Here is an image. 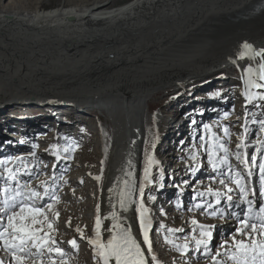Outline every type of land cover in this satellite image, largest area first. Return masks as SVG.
I'll list each match as a JSON object with an SVG mask.
<instances>
[{
  "label": "bare ground",
  "instance_id": "1",
  "mask_svg": "<svg viewBox=\"0 0 264 264\" xmlns=\"http://www.w3.org/2000/svg\"><path fill=\"white\" fill-rule=\"evenodd\" d=\"M13 1L18 4L23 3V0H10ZM110 3L111 0H91L88 5L73 7L59 5L51 9H43L41 6L18 10H12L9 6L8 9L2 7L4 10L0 11V48L2 49L0 50V129L8 122L17 130V124L12 123L16 121L7 120L10 117L8 113H15L22 108L40 114L45 113V116L40 117V123L44 121L46 122L42 124L46 125L57 123L58 129L66 123L59 119L79 116L69 123L73 124L70 128L73 129L76 123L80 124L82 114L94 112L99 105V113L109 120L105 126H101L102 140L101 142L98 140L96 145L99 155L94 152L97 157L92 154L90 160L82 157L78 164L74 163L69 168L66 176L60 181L61 189L57 193L60 201L54 204L53 210L47 215L52 217L53 212H58L59 219L54 218L57 229L62 228L72 234L71 226L74 224L71 223L77 221L86 224L88 219L84 214L92 210L97 215L99 205V215L102 220L101 242L106 243L112 235L106 229L110 228L114 221L105 217L109 216L114 210L113 205H116L115 210L123 218L120 223L125 227H131L133 235L141 242L145 256L151 264V258L142 243L140 233L138 192H133L132 200L136 202L130 204L126 212L119 208L118 193L124 187L121 181L128 179L125 171L133 173L131 179L138 186L142 172V155L151 135L154 145H157L154 159L161 162V158L166 156L163 159L166 162L164 170L157 173L159 177L164 176L167 164L173 162L169 158L173 154L167 152L180 150L181 141L184 138L187 141L196 137L197 127L207 122L208 110L204 109V119L200 121L192 104L200 101L201 98L197 94L205 93L202 92L201 87L211 84L216 71L235 67L239 72L238 78L243 81L250 78L264 84V81L259 80L257 71L264 58L256 57L258 58L256 61V58L252 59L247 55L243 58L240 56L244 51L242 46L245 43L251 45L253 51L264 50V6L262 7L264 0H131L121 6L109 8ZM245 58L249 59V62L240 66V61ZM249 68L254 71L250 76H246V70ZM177 87H180V92L164 100L166 102L164 110L168 115L164 118L160 115L155 116L160 128L158 126L157 130H154L150 122L152 117L148 115V98L162 89ZM245 88L248 89L246 92L256 94L258 91H264V88L258 89L248 85ZM250 89L252 90L249 91ZM244 93L245 91L241 96L248 105L259 99L257 95V98L249 102ZM34 103L46 106L33 108L31 105ZM81 107L82 110H79L78 108ZM186 112L190 113L187 115ZM191 120L193 123L190 122ZM24 123L25 127L19 129L18 135L14 136L13 142L16 145L4 138L3 141L7 144L0 147V158L3 156L9 158L17 152L11 160L12 163L15 161L12 169L21 158L33 164L41 158L54 157L53 149L58 153L61 152L59 145L53 147L54 135L49 134L38 139L45 143L43 147L36 148L34 155L29 153L28 147L31 145L26 146L23 142L29 143L25 134H28L32 124L27 119ZM98 127L93 125L94 140L99 136ZM106 128L112 129L107 136ZM155 133H158V138ZM3 135L9 136L0 131V139ZM177 142L181 143L177 145ZM176 155L178 153L175 157ZM103 161H106V164L102 170V181L101 178L99 179L101 182L99 191H96L95 182L98 180L95 177H98V172L100 177ZM238 164V161H233L232 165L235 166L233 169H237ZM45 165L37 169L33 167L32 176L22 175L19 178L31 181L32 187H36L42 181H47L53 187L57 183V174L54 173L53 179L45 178L44 174L47 170ZM58 166L65 167V164L59 162L56 164V169ZM251 170L254 173L253 168ZM202 173L211 176L210 172H204L203 169L199 171V174ZM38 174L41 178L33 182L31 178L34 179V175ZM3 175L8 176L6 173ZM246 179L249 183L252 175ZM5 181L0 179V183ZM212 181L210 178V184ZM178 185L177 189L165 187L167 189L165 192L170 197H174L175 191L179 192L178 189L186 186L184 181H179ZM215 186L218 191H225L224 186L219 182ZM231 187L235 189L236 186L231 185ZM110 189L113 191L110 192ZM86 190L92 191L94 195H87ZM184 193L182 202L187 198V192ZM229 195L240 198L238 191ZM84 200L85 203H81ZM170 203L175 207L174 201ZM215 203L214 197L212 209L216 211L223 208L226 216L233 212L241 214L240 211L247 208L244 204L231 207L224 197H221L220 207H215ZM143 205L149 211L147 204L143 203ZM171 205L162 208L161 212H156V216L166 217V211L172 207ZM184 205L183 203L182 206ZM194 205L191 208L193 210L182 217L185 220L184 224L197 221L202 215L203 219L208 218L204 214H198L197 211L203 209L194 208ZM230 207L231 210L228 211ZM258 209L259 207L254 211ZM184 213L174 214L171 217L174 220L168 222L161 220L158 226L166 223L174 224ZM216 213V216H212L214 221L206 220L200 223L212 226L213 239L215 237L219 239L214 243L218 247L215 251H224L219 245L232 244L233 237L237 240L245 239V243L250 242L251 237L238 236L236 232L231 237L225 236L233 227V223L237 225L235 224L237 221L223 220L219 217V212ZM146 215L152 225L155 216L149 213ZM91 219L93 218L89 220ZM70 220L72 222L69 226ZM93 224L92 222V226ZM92 229L91 226H86L83 234L88 236ZM179 229H183L181 235L191 236L192 234L187 233L192 232L193 224L191 223L188 229L181 225ZM45 231H48L46 227ZM49 234H54L55 241L61 245L58 241L60 238L58 233L52 230ZM88 237L92 238V235ZM254 238L262 240L264 235L256 234ZM192 247L188 245V248L184 249L186 255L182 256V259L185 260V264H191L199 258L201 261V258L206 257H201V252L193 256L197 251ZM234 248L235 245L232 244L228 250L232 251ZM72 257L70 261L76 263L85 256L81 253ZM0 259L7 261V264H15L3 251H0ZM176 260L177 258L168 259L167 264ZM25 264L32 262L26 260ZM43 264H51V261H44ZM110 264H115V261H110ZM203 264H213V262L208 259Z\"/></svg>",
  "mask_w": 264,
  "mask_h": 264
},
{
  "label": "rangeland",
  "instance_id": "2",
  "mask_svg": "<svg viewBox=\"0 0 264 264\" xmlns=\"http://www.w3.org/2000/svg\"><path fill=\"white\" fill-rule=\"evenodd\" d=\"M131 0H111V3L109 5V8H114L121 6L125 3H128ZM14 2V3H13ZM10 2V0H0V11L4 8L8 9L9 8L12 10H18L19 8H25V9H33L36 6H41L43 9H51L58 7L59 5H65L68 7H73L76 5H88L91 3V0H23V3H16V1ZM7 6V7H6ZM4 7V8H2ZM0 50H2L0 48ZM264 52V50H262ZM264 58V57H262ZM258 61V58L255 59ZM249 62V59L245 58L242 61H240L239 65H244ZM240 65V66H241ZM228 68V67H226ZM222 69L219 71H216L215 75L212 77L213 80H211L210 85H206L205 87H201V90L203 89L201 93L197 94L201 99L198 103H193L192 106H194L193 109L197 112L198 116L197 119H204V109L206 108L209 112L207 118V122L204 124H200L197 127V133L196 137H193L192 139H189L186 141L182 140V148L180 150H175V151H168L167 153L173 154L169 158L173 160V162H169L167 164V168L165 171L164 176L159 177L157 173L162 172L166 166V162L163 161L164 158H161V162L158 161V164L151 168V184H145L144 183V168H145V153H150L153 158H154V152L157 148V145L153 147L154 140L152 136L150 135V138L148 139L146 143V148L144 149V154L142 155V162H141V167H142V172H141V177L138 181V186L139 187L141 184H144V194L142 197V202L147 204V207L149 208V215H153V223L149 229V236L152 241V248H153V254L157 257V260L159 264H167L168 259L171 258H177L176 261H173L171 264H185V260L182 259L181 252L176 251L171 244L165 243L166 238H170L172 241H174L175 244L178 245H183V244H188L189 246H193L192 248L195 247V242L193 237L198 236V232L194 231L196 228V225H193L192 232H189L187 234L191 236H186L181 235V232H176L174 234L168 233L167 229H179L181 225H184L186 229H188L191 226L190 222H187L184 224V221L182 217L184 218L186 213H190L189 209L192 208L193 204H203L205 207L202 208L203 210H198V214H204L208 218L204 219L199 218L197 220L198 224L205 222L206 220H213L214 217L210 216L209 214L214 211L212 208H208L209 204L214 203V197L208 193L209 189H212L213 191H217V187L215 186L219 180L225 179L228 175H232V172L228 170V166L225 165H220V171L219 172H213L211 164H209V156L207 149L211 145L213 150L216 153V159L219 160L221 157L224 156V153L222 150L216 148L217 143H223L225 144L230 153H236V152H242L247 156L246 158L254 159L255 164L251 166V168L256 169L258 166L261 164H264V131L261 130L262 128V122H264V100L258 99L253 101L251 104L246 106L245 104L242 105L243 98L242 94L243 92L247 91L248 89L245 88V80L243 81L242 79L238 78L239 72L235 67L228 68L227 70ZM197 84V83H195ZM251 90V89H250ZM176 92H180V87L177 88H167V89H162L158 91L157 94H155L152 97L148 98V115L152 117L150 119L151 122V128L154 130H157V127L159 126L160 128V123L157 124L155 121V116L160 115L161 118H164L166 115H168L164 108L166 107V98H169L171 95H173ZM198 93V90L196 91ZM257 95H264V91H258ZM241 96V97H240ZM150 100V101H149ZM263 102V103H262ZM84 105V104H83ZM33 108L35 107H41V106H46L43 104H32L31 105ZM82 106V105H78ZM204 107V108H203ZM99 105L96 106V109L92 113H87V114H82L80 117L81 121L80 124L76 123L75 126H73V129H70L73 124H69L72 122L74 118H78L79 116H74L72 119H59L62 121H65L66 123L62 124L59 129H58V124L56 123H48L49 125L42 124L44 122L40 123V117L45 116V113L41 112V114L37 111L31 110L26 108H22L17 110L15 113H8L10 117L7 119H12V122L14 124H17V130L14 129L13 125H9L7 122V125H4L0 129L1 133L7 134L9 136H4L3 138L0 139V147L5 146L7 144L6 142L3 141L4 138H7L8 142H13L15 140L14 136L18 135V131L21 128H24V120L26 122V119L29 123L32 124V127L30 130L27 132L28 134H25L28 136L27 140L29 143L23 142L26 146L31 145V147H28V152L29 153H34L36 148H41L43 147V144H45L42 141H39V138H42L44 135H49L52 134L53 136V147H57L59 145L61 147V152L58 153V151H55L56 154H60V159L57 160V155L53 154L54 157L51 158H41L38 161H42V163L39 164V167H43L46 162L47 170L44 174L45 178L48 179H53L54 173L57 174L56 181L57 183L53 186L56 187L57 191L56 194L59 192L61 189L60 187V181L66 176L67 171L69 168L74 164V163H79L82 157H84L87 160H90V157H92V154L97 157L99 155V150L96 149L97 141L101 142L102 140V127L105 126L106 122H109V120H106V117L104 118L100 113H99ZM199 108V109H198ZM79 110H82L81 108H78ZM235 109V110H234ZM87 112V110H84ZM23 112V114H20ZM26 113V114H24ZM38 113V114H37ZM190 112H186L188 115ZM185 114V115H186ZM25 117V118H24ZM23 118V119H22ZM102 121H101V120ZM100 120V121H99ZM235 120V121H234ZM20 121V122H19ZM49 120H47L48 122ZM33 122V123H32ZM180 120L178 121V123ZM193 123V121H190ZM38 123V125H37ZM212 123L211 125H209ZM30 124V125H31ZM97 125L98 130H99V136L97 140L93 138V125ZM100 124V125H99ZM77 127V129H75ZM5 128V129H4ZM78 128H81V130H78ZM211 129V132L208 131V129ZM227 128L229 130V133L231 134L230 136H225L224 134V129ZM3 130V131H2ZM50 131V132H49ZM112 131L111 128H106L105 130V135L107 136L110 132ZM38 132V133H37ZM107 133V134H106ZM40 135V136H39ZM57 135V136H56ZM59 135V136H58ZM156 138H158V133H155ZM35 138V139H34ZM160 139V138H159ZM162 139V137H161ZM26 140V139H25ZM34 140V141H33ZM20 142V141H19ZM181 142H177V145L180 144ZM14 143V142H13ZM18 143V142H17ZM243 143L244 147L238 148L237 145ZM39 144V145H38ZM16 143H14V146ZM33 145L36 147L33 148ZM110 147V144H109ZM65 148H71L74 149L72 151L65 152L63 149ZM97 150V152H96ZM97 153L96 154H94ZM207 152V154H206ZM178 153V155L175 154ZM17 154L15 152L13 155H11L9 158L8 157H1L0 159H6L11 161L14 158V155ZM195 154L196 155V160H192L189 157ZM52 155V156H53ZM260 156V157H259ZM234 155H229L228 160H229V165L233 169L235 166H233V161H236ZM160 160V159H159ZM27 164H20V160L18 164L14 167L16 169L19 167L21 171L26 167L33 168L35 167L36 169L39 167H36L37 162L31 164L30 161L26 160ZM65 164V167H60L56 169V164L58 163ZM15 163V161H14ZM12 162H10L7 167L11 168L13 167ZM171 163V164H170ZM193 163V164H191ZM106 161L102 163L101 166V171H100V181H102V170L105 168ZM191 164L188 169L187 166ZM205 164V165H204ZM55 166V167H54ZM68 167V168H66ZM177 169H173V168ZM183 167V168H182ZM243 168L242 165L237 166V169H234L235 171H240ZM179 169V170H178ZM204 172H210L211 176L204 175V173L199 174V171L202 170ZM190 170V173H189ZM159 171V172H158ZM44 172V170H43ZM175 174H174V173ZM210 173H205V174H210ZM8 175V173H6ZM99 177V172L97 173ZM35 178H31L33 182L35 180H39L41 178V175H34ZM210 178L213 180L212 183L210 184L209 180ZM247 178V177H246ZM22 180V178H20ZM247 180V179H246ZM22 181H27L22 180ZM179 181H184L186 186L184 185V188L178 189L179 192L175 191L174 197H170L168 193L165 191L167 190L166 188L170 187H175L177 189L179 187L178 183ZM31 182V181H29ZM253 184H252V183ZM5 184L9 183L8 181L4 182ZM4 183H0V190L3 189L5 186ZM101 182L96 181L95 182V190L99 191ZM176 185V186H175ZM250 189L256 193V195H249V199L253 200V205L252 207L254 210L256 208H260L263 206L262 200H260V194L258 193V190L261 187V175L259 172L256 170L254 171L252 175V179H250V182L248 183ZM13 187H15V184H12ZM231 187V184L229 185ZM166 187V188H165ZM255 187V188H254ZM215 188V189H214ZM166 189V190H165ZM172 189V190H173ZM189 190V191H188ZM161 191V194H160ZM184 191L187 192V198L185 202H182V198L184 196ZM87 195H94L92 191L86 190ZM159 193V194H158ZM193 193H198L200 195L201 193H204L203 196L200 195V197L194 196ZM137 201L138 205L141 202V198L139 197V194L137 195ZM174 201V206L171 205L170 202ZM181 202V204H180ZM81 203H85L84 201H81ZM185 204L182 206V204ZM169 205L172 207L168 208V211H166L167 216L166 217H157L156 212H161L163 211L162 208H166ZM221 203L218 205L215 203V207H220ZM90 207V206H89ZM139 207V206H138ZM91 208V207H90ZM245 208V207H244ZM179 209V210H178ZM205 209L208 211V214H206ZM223 210V208H221ZM221 209L216 210L219 212ZM231 210V207L229 208L228 211ZM244 210V209H243ZM75 212V211H74ZM77 212V211H76ZM75 212V213H76ZM182 212H185L182 214V216L176 221L174 224L173 223H166L161 226L160 221L164 220L165 222H168L171 219V217L174 214H181ZM242 213V210L240 211ZM77 213H80L79 211ZM224 213V210H223ZM94 212L92 210H89L87 213L84 214V217L88 219L87 223L84 224V222L81 223H71L74 224L73 229L71 230L72 234L64 231L62 228L56 227L55 223H53V231L59 234V247L62 250H65L70 253V257L73 256L75 257L78 254H83L85 257L83 259L78 260V262L74 263L68 260V264H100L98 260L94 261L93 258V253H94V247L88 243L89 239L93 238V229L95 227L96 223V216L94 217ZM237 215L235 212H233L231 215L226 216L224 213L223 216H220L221 219L225 220H236ZM223 217V218H222ZM90 218L91 221L89 220ZM59 219V218H58ZM90 221V222H89ZM237 221V220H236ZM72 222V220H70ZM92 222L94 223L92 226ZM179 223H181L179 226H177ZM69 224V223H68ZM70 224V225H71ZM237 224V223H235ZM165 225V226H164ZM86 226H91L93 229L89 233L88 236L92 235V238L88 237L86 234H83V239L80 236V233L76 231V228L79 227L80 229L83 230L84 233V228L86 229ZM236 226L233 223V227H231L230 231H228L225 236L231 237L236 231ZM46 227V226H45ZM56 237L54 234H51ZM213 235V233H212ZM142 237V236H141ZM76 240L78 249H71V245L69 244V241ZM219 241L216 237L213 239L212 244L210 245L211 250L214 251L218 248L216 245H214L215 242ZM194 242L193 244H190ZM79 246H83L82 248ZM144 247L147 250V247L144 245ZM198 252H194L193 256H196ZM45 255H48L45 253ZM53 258L59 261V257L56 256L55 252L51 254ZM205 256V255H200ZM72 257V258H73ZM150 257V256H149ZM209 258L206 256L205 258H200L197 259V261H192L191 264H203L205 263ZM50 261V260H49ZM151 264L153 262L151 261Z\"/></svg>",
  "mask_w": 264,
  "mask_h": 264
},
{
  "label": "snow or ice",
  "instance_id": "3",
  "mask_svg": "<svg viewBox=\"0 0 264 264\" xmlns=\"http://www.w3.org/2000/svg\"><path fill=\"white\" fill-rule=\"evenodd\" d=\"M244 51L240 53V56H249L252 59L256 57H264V52L253 51L252 46L245 43L243 46ZM253 69L246 70L245 75L250 76L253 73ZM259 80L264 81V62L260 63ZM246 85L255 88H264V84L253 81L250 78L246 79ZM249 102L254 98H257L256 93L245 92L244 93ZM260 100H264V95H259ZM262 131H264V122H262ZM211 132V129H208ZM225 136H230L229 130L225 128ZM36 146L33 145V148ZM153 147L155 145L153 144ZM238 148L244 147L243 143L237 145ZM216 148L223 151L224 156L219 160L216 159V153L210 145L207 149L209 156V164H211L213 172L220 171V165L228 166V170L232 172V175L227 176V180L221 179L219 183L224 186L225 191H213L208 190V193L216 198V204L221 203V197H224L231 207H239L241 204L247 205V208L242 210L241 214H237V226L236 235L243 236L245 238L251 237L250 242L245 243V239L232 238V244L235 245L234 250L229 251L232 244L221 243L220 249L224 251H213L210 248L211 241L213 239L211 228L212 226L198 224L193 220L191 223L196 225L194 231L198 232L197 237H193L195 242L194 251L201 252L202 255L207 256L212 260L213 264H264V239L256 240L254 237L256 234L264 235V207H260L258 211L253 210V200L249 199V195H256L249 187L246 180V176L253 175L251 166L255 164L254 159L246 158L242 152L230 153L228 147L223 143H217ZM74 149L65 148L63 151L68 152ZM53 154H56L55 149L52 150ZM34 155V153H33ZM57 155V160L60 156ZM234 155L235 160L239 162V165H243L240 171H235L229 165L228 157ZM264 155V153H262ZM192 160H196V155L192 154L190 157ZM145 168H144V183L151 184V168L153 165L158 164L150 153H145ZM11 161L6 159H0V179H5L9 183L5 184L2 190H0V251L6 253L15 264H25L26 260H31L32 264H43L44 261H51V264H68L70 259V253L62 250L53 235L49 233L53 230L54 218H58L59 213L53 212L52 217L47 215L54 208V204H58L60 197L56 194V187L49 185L47 181H42L36 187H32L29 181H22L19 177L22 175L32 176L33 171L31 168L25 166L23 171L19 167L11 169L7 165ZM42 161H37L36 167ZM20 164H27V161L21 158ZM46 166V165H45ZM55 167V166H54ZM131 167V162H129ZM261 174H264V164L259 166ZM3 173H8V176H4ZM125 176L128 179H123L121 182L123 188L118 193L119 195V208L121 211L126 212L128 206L136 201L132 200L133 192H138L141 202L137 211L139 212V226L140 233L142 234V243L147 247V253L151 258L153 264H159L157 257L153 254L152 241L149 236V229L151 227V221L147 218L148 209L144 207L142 197L144 194V184H141L138 188L135 182L131 179L133 173L131 171H125ZM264 178V175H262ZM99 180L100 177H95ZM15 184V187L12 184ZM235 185V189L229 185ZM39 189H42L40 191ZM113 191L112 189L109 190ZM234 191L239 192V197L236 198L233 195H229ZM201 196L204 193L200 194ZM264 198V192L260 193ZM234 202V203H233ZM194 208H204L203 204H196ZM213 205L209 204L208 208H212ZM113 211L105 219L111 218L114 222L110 228L106 231L111 232L112 235L106 241L101 242V227L102 220L99 215V205L97 206L96 223L93 229V238L88 240V243L94 247L93 258L94 261L98 260L100 264H110V261L114 260L115 264H149L148 259L145 256V251L141 247L139 242L131 231V227H125L120 221L123 219L119 212H117L116 205H113ZM193 209H189L192 211ZM216 211L210 213L212 216H216ZM220 216H223V211L219 212ZM69 221V226H70ZM39 225V227H37ZM45 226L48 231H45ZM163 227V226H161ZM76 231L80 233L83 239V230L79 227ZM168 233L174 234L176 232H182L183 229H167ZM42 233V234H41ZM165 243H169L172 247L181 252L184 255V249L188 248V244L178 245L175 244L170 238L165 239ZM71 249H78L76 240L69 241ZM35 250V251H33ZM55 252L59 257V261L51 255ZM47 253L48 255H45ZM0 264H7V261L0 259Z\"/></svg>",
  "mask_w": 264,
  "mask_h": 264
},
{
  "label": "water",
  "instance_id": "4",
  "mask_svg": "<svg viewBox=\"0 0 264 264\" xmlns=\"http://www.w3.org/2000/svg\"><path fill=\"white\" fill-rule=\"evenodd\" d=\"M264 5H262V7H263Z\"/></svg>",
  "mask_w": 264,
  "mask_h": 264
}]
</instances>
